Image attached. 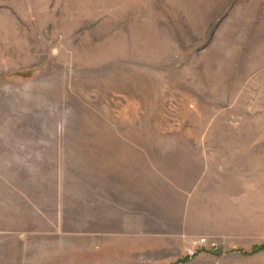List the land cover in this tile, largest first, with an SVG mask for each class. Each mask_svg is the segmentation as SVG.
<instances>
[{"label": "rangeland", "instance_id": "374dc122", "mask_svg": "<svg viewBox=\"0 0 264 264\" xmlns=\"http://www.w3.org/2000/svg\"><path fill=\"white\" fill-rule=\"evenodd\" d=\"M18 134L48 140L32 158L59 134L70 195L59 222L0 220L23 264H86L87 163L165 178L140 227L183 234L145 257L264 264V0H0V137Z\"/></svg>", "mask_w": 264, "mask_h": 264}, {"label": "crops", "instance_id": "0c3cea01", "mask_svg": "<svg viewBox=\"0 0 264 264\" xmlns=\"http://www.w3.org/2000/svg\"><path fill=\"white\" fill-rule=\"evenodd\" d=\"M54 136L53 150L59 156L57 146L61 140L59 134ZM46 142L48 140L35 134L0 137V220H24L22 215H25L49 223L50 219L44 215L47 211L54 215V221H60L65 198L70 196L64 187L66 171H63L58 156L33 155L32 158L30 155L38 150L46 151ZM20 151L25 152L24 156L11 155ZM86 167V264H158L155 256L145 257L146 254H155L183 234L182 229L172 233L140 227L141 222L145 227L147 221L156 220L152 214L156 211V197L158 194L164 196L167 191L165 178L148 167L142 171V166L137 165L127 166V170L121 169L111 178L107 171L101 170L102 167L96 175H92L93 169L89 171V163ZM37 197L43 198L40 202L45 208L35 205ZM110 218L125 227L113 232L105 230ZM89 220L97 222L95 231L89 232ZM3 236L5 239H0V250L4 256L0 255V264H23L27 252L24 236L0 235ZM9 241L16 249L10 250Z\"/></svg>", "mask_w": 264, "mask_h": 264}, {"label": "built area", "instance_id": "2783aa9c", "mask_svg": "<svg viewBox=\"0 0 264 264\" xmlns=\"http://www.w3.org/2000/svg\"><path fill=\"white\" fill-rule=\"evenodd\" d=\"M205 240L204 239H201V240H195L192 242L191 246L188 248L187 250V256L188 257H193L197 254V251L205 246Z\"/></svg>", "mask_w": 264, "mask_h": 264}]
</instances>
